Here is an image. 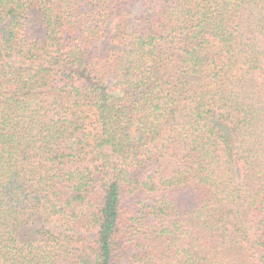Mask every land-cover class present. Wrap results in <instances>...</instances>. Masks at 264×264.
<instances>
[{"label":"trees","instance_id":"16d2710c","mask_svg":"<svg viewBox=\"0 0 264 264\" xmlns=\"http://www.w3.org/2000/svg\"><path fill=\"white\" fill-rule=\"evenodd\" d=\"M0 264H264V0H0Z\"/></svg>","mask_w":264,"mask_h":264},{"label":"rangeland","instance_id":"374dc122","mask_svg":"<svg viewBox=\"0 0 264 264\" xmlns=\"http://www.w3.org/2000/svg\"><path fill=\"white\" fill-rule=\"evenodd\" d=\"M41 225V221L39 219L34 220V223L20 231V238L26 239L30 238L34 234V229Z\"/></svg>","mask_w":264,"mask_h":264}]
</instances>
